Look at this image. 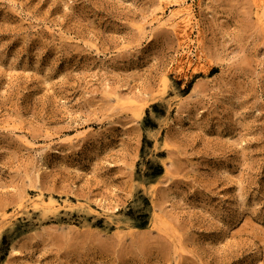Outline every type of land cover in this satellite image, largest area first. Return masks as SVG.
<instances>
[{
  "label": "rangeland",
  "instance_id": "1",
  "mask_svg": "<svg viewBox=\"0 0 264 264\" xmlns=\"http://www.w3.org/2000/svg\"><path fill=\"white\" fill-rule=\"evenodd\" d=\"M188 5L0 0V264H264V0Z\"/></svg>",
  "mask_w": 264,
  "mask_h": 264
},
{
  "label": "bare ground",
  "instance_id": "2",
  "mask_svg": "<svg viewBox=\"0 0 264 264\" xmlns=\"http://www.w3.org/2000/svg\"><path fill=\"white\" fill-rule=\"evenodd\" d=\"M160 1H164V0H160ZM186 1L187 0H176L177 5L179 6V10L178 11H173L171 14H169V16H168L169 18L167 20L169 24H173L174 23L173 26H176V24L177 25L178 24H181V23L183 24V23H186V22H188L190 20L191 11H190L189 5L188 6H185ZM162 14H165V11L164 10L162 11ZM158 20L159 21H162L161 19H158ZM163 22H165V21H163ZM165 24H167V23L165 22ZM49 203L51 205H53V200L50 199ZM55 205H56V203H55ZM14 248L15 247L13 246V250H15V252H16L17 251L16 250L17 249V246H16L15 249ZM13 253L14 252H12V254Z\"/></svg>",
  "mask_w": 264,
  "mask_h": 264
}]
</instances>
